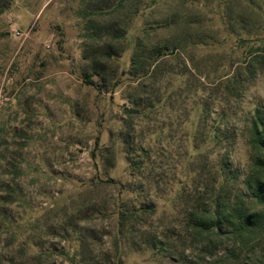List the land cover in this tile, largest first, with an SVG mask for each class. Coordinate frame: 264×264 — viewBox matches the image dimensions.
<instances>
[{"label":"rangeland","instance_id":"rangeland-1","mask_svg":"<svg viewBox=\"0 0 264 264\" xmlns=\"http://www.w3.org/2000/svg\"><path fill=\"white\" fill-rule=\"evenodd\" d=\"M263 37L264 0H0V264H215L185 214L242 190Z\"/></svg>","mask_w":264,"mask_h":264},{"label":"trees","instance_id":"trees-1","mask_svg":"<svg viewBox=\"0 0 264 264\" xmlns=\"http://www.w3.org/2000/svg\"><path fill=\"white\" fill-rule=\"evenodd\" d=\"M258 41L264 45V37ZM136 57L139 58L138 55ZM136 63L137 61L133 60V66ZM83 79L85 83L99 87L98 83L89 77ZM99 140V138L96 139V148ZM247 146L249 163L246 173L243 174V181L240 183L242 190L238 196H235L236 199H232L231 194H224L223 187L216 186L210 194L209 206L199 204L198 202L204 201V198L200 197L196 199L197 202L191 207L190 213L185 214V230L190 233L193 244L202 243L210 246L214 238L219 237L229 243L222 256L214 262L215 264L218 261L224 264H249V261L255 259L260 264H264V114L259 109L249 121ZM94 154L92 153V156H95ZM226 159L225 166L229 168V152ZM143 164V160L131 161L132 173L141 172ZM230 172L231 170L226 169L222 174L226 183L229 180L238 179V177H232ZM104 183L116 184V181L105 180ZM184 189L179 190L178 199L185 197ZM118 214L119 240L117 242L124 237L129 225L136 222L138 217L137 212L123 208Z\"/></svg>","mask_w":264,"mask_h":264}]
</instances>
